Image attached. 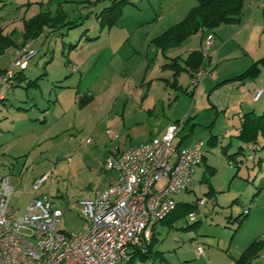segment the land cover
Listing matches in <instances>:
<instances>
[{
    "label": "rangeland",
    "instance_id": "374dc122",
    "mask_svg": "<svg viewBox=\"0 0 264 264\" xmlns=\"http://www.w3.org/2000/svg\"><path fill=\"white\" fill-rule=\"evenodd\" d=\"M3 3L6 5L0 12V27L2 21L13 20L12 26L8 29H14L13 39L19 45L22 42L20 33L22 23L18 19L21 15L18 10L23 6L22 2L21 0L0 1V7ZM108 3L109 0H102L96 6L82 7L79 5L78 8L74 5L67 6L65 10L69 19H76L78 15L81 17L87 15L88 17L82 20L81 26L70 30L64 37V41H70L71 44H74L79 35L86 29L88 35L96 36L99 24L94 13ZM245 6L246 9L247 4ZM255 10H257V16L251 26L253 34L250 44L246 48L248 55L254 58L253 61L264 58V3H261V6ZM37 11L38 7H32L28 10L26 17L34 15ZM104 32L105 29L102 33ZM192 38H196V41L199 39L196 36H192ZM60 40L59 37H56L48 38L42 45L35 43V48L38 51L36 53L32 50L36 56L33 55L34 58L31 57L28 60V69L24 71L29 73L30 70L36 68L38 65L36 61L39 59L44 58V61L51 59L52 64L46 71L58 79L56 82L51 84L47 80L40 81V86L31 90L15 85L10 92L0 85V94L5 96V99L0 101V152L6 153V155L0 154V160L5 157L15 161L14 172L10 178V186L13 188L11 206L18 209L19 215L24 213L27 203L33 196L49 191L54 198V206L63 211L60 222L61 228L70 232H78L81 230L82 224V220L79 218L80 201L92 198L96 191H103L116 174L104 166L108 152L116 146L128 148L131 145H139L146 142L148 136L145 134L138 135L131 141L127 140L124 143L121 137L110 139L106 136L105 130L107 128L114 130L112 124L117 119V115L108 114V110L111 109L115 101H110L107 106L105 104L106 95L109 93L108 88L115 84L118 78V76H114L117 70L110 66L98 73L100 69L92 66L93 53L97 47H84L82 40L70 56L75 54L74 56L78 59L88 57L87 60L90 63L88 65L93 68L88 73L86 72V77L77 87V81L81 76L78 72L72 74L68 72L67 66L64 64L65 58L58 49ZM197 44L195 43V45ZM14 50L15 47H10L0 53V69L16 71L13 62L17 59V52L15 54ZM153 50L148 55L152 58V63L147 76L151 78L164 77L171 80V72H165L159 67L161 63H164V58H156ZM28 51L26 50L25 54ZM237 57H244V55ZM40 72L41 70L37 73ZM258 76L264 80V63L260 66ZM208 77L210 74L199 82L193 97L168 89L170 111L165 113L163 108L159 111V119H163L171 113L174 115L182 114L178 119L184 116L189 118L188 115L191 117L183 130V133L187 134L190 131V126L193 125V131L189 134V139L185 142L186 145L189 140L196 137L205 142L209 136L208 128L210 126H212L211 133L219 135L225 129H231L237 122V118L233 119V111L240 104V95L243 94L242 86L229 93L227 97L228 110L224 114L223 110L212 106V101L208 97L210 93L208 85L203 83ZM127 79H129L128 76ZM134 79L131 78L132 81ZM211 82L214 83L212 80ZM161 84L157 81L156 88H159ZM178 84L183 87H192L191 80L188 79L186 73L180 74ZM76 91L78 92L76 93ZM83 94L94 96L96 101L89 108L78 111L76 99L78 100ZM175 95L179 96L178 101H172ZM36 103L38 108H35ZM100 104L102 105L99 106ZM17 106L30 110L23 116L26 120L33 119L35 112L40 113L42 109L48 107V123L44 126H23L21 135L14 138L7 129L11 115L15 111L17 112ZM154 118V116H150L148 120L152 123ZM37 137L42 139L38 140ZM231 139L234 138L231 137ZM228 141L229 138L223 140L222 144ZM254 145L257 148V145ZM205 149L207 150L206 165L209 166L208 164H210V166L215 167L216 174L210 176L209 170L205 172L206 166L201 162L195 168V174L189 188L191 191L176 196L177 200L189 203L195 202L199 198L207 200L204 205H199L196 213L197 228L188 227L191 222L186 217L175 222L171 228L157 225L155 238L158 242L151 247V257L147 260L135 259L131 264H231L229 255L234 256L236 247L245 245L243 229H240L231 241L233 230L237 227L238 222L229 221L228 217L230 214L234 217L246 207L244 204H248L250 196L246 197L252 191L249 184L252 183L253 176L256 175V185L261 178H264V160L259 165L256 163L257 157L264 158V148L251 152L250 148L245 147L242 153L236 156L237 160L233 162V165H229L221 154L219 142L213 146L205 145ZM23 163H25L24 167H22ZM234 166H239L238 176L240 178L236 177L231 180L235 171ZM21 168V175H18ZM50 171L51 176L45 184L38 191H32L33 182L37 181L41 174ZM209 183L213 187L215 186V189H219L216 197L205 195ZM228 188L229 190H227ZM235 197H238L237 202L233 201ZM257 201L260 203L259 210L264 211V193L258 196ZM229 243L230 249L227 250ZM197 247L202 248L204 256H197Z\"/></svg>",
    "mask_w": 264,
    "mask_h": 264
},
{
    "label": "crops",
    "instance_id": "0c3cea01",
    "mask_svg": "<svg viewBox=\"0 0 264 264\" xmlns=\"http://www.w3.org/2000/svg\"><path fill=\"white\" fill-rule=\"evenodd\" d=\"M100 1L102 0H21V4L23 6L18 10V12L21 13L18 19L21 20L22 23V29L20 31L22 37L21 44L17 45L13 39L14 29H8L10 26H12L14 22L13 20L7 19L2 21L0 30H2L3 33L12 34V40L15 44V54L22 47L26 48V50H33L37 53L38 50L35 48V43H39L40 45H42L48 40V38L59 37L61 40L59 41L58 49L61 51L62 56H64L65 58L64 64L67 66L68 72L70 74L74 73L70 72V67L76 66L77 72L81 76V78H79L77 81V87L80 86L82 79L86 77V74L94 66H96L97 69H100L98 73L102 72L103 70H106L110 66H112L114 70H117L114 76H118V78L116 79L115 84L110 85L111 87L108 88L109 93L106 95L105 104L107 106L110 101H115L111 109L108 110V114H114L115 116L117 115V119H115L112 124V126L115 128L114 130L116 131H112H114L115 133L118 132L117 134L119 135V138L121 137L123 143L127 140L131 141V139L143 134L148 136L147 141L144 142L147 143L152 138L160 136L171 122L178 120V118L182 114L174 115V113H171V115L165 116L163 119H159V111L161 108H163V111L165 113H168V111H170L171 105L169 103L170 94L168 92V89H173L174 91L182 92L190 97L194 96L198 85L193 90L192 87L190 88L189 86L183 87L182 85L178 84V78L180 74L186 73L188 79L191 80V75L189 71L196 65L195 58L191 56V53L199 52L202 57V61L199 64V69H206L209 66L213 65L211 72L209 73L210 77L206 78L203 81V83H206L208 85V89L210 92L208 94V97L212 101V106H216L218 107V109L223 110L225 114V112H227L228 110L227 97L229 93L233 89L242 86L243 94L240 95L241 101L238 108L233 111V119L235 120V118H237V122L231 127V129H225L223 132H221V134L213 135L211 133L212 126H210L208 128L209 136L205 140V142L199 139V137H196L192 140H189L186 145L185 142L189 139V134L193 131L192 125L190 126L191 128L189 133H183V130L185 129L189 118H191L188 115L189 118H187V121L180 133L181 144L183 146H188L194 143L195 141H199L201 143V162H203L206 166L205 172L209 170L210 176H214L216 174V168L210 166V164H208L209 166L206 165L207 150L205 149V145L213 146L214 144L219 142L221 145V154L225 157V160L229 165H233V162L237 160L236 156L241 154L245 147L250 148L252 145L246 144L237 138L240 131L243 115L253 113L257 116L260 115L264 109V80L262 78L257 76L255 78H246L248 80L244 79L242 81H229L243 74L255 61H257H253L254 58L248 55V51L246 48L250 44V39L252 38L253 34L251 26L255 21V17L257 16V10L255 9L261 6V3H264V0L245 1L240 24H223L215 28L213 31L204 30L203 32H199L197 34L192 35L193 37H199V39H197L198 41L195 40L196 38L194 39L192 38V36H190L184 41H182L179 45L168 48L163 52L153 47V45L151 44L152 40L162 35L170 27L182 21L192 8L201 4H205L211 0H127L128 3L124 4L121 7L120 17L114 25L110 27H100L99 25L98 34L96 36H90L86 32L87 29L84 30L74 43L77 44L76 48L69 49V46L72 44L70 41L65 42L64 37L67 36L70 30L81 26L82 20H85L88 16L85 15L84 17H81V15H78L76 19L71 20L68 18L65 8L67 6L73 5L76 8H78L79 5L82 7L96 6L97 3ZM110 1L111 0H109V3ZM245 4H247L246 9ZM5 5V3L2 4V6L0 7V12L5 8ZM105 6L107 5H104L103 7ZM32 7H38L37 13L26 17L28 10H30ZM58 11L63 14L65 18L64 22L76 20L79 26L72 29H67L63 27L55 30L44 26L37 37L24 42L22 36L24 31V21L29 20L41 13L48 14L49 17L53 18L56 16ZM99 11L94 13L96 19V15L97 13H99ZM97 21L99 24L98 19ZM104 29L105 32L102 33ZM208 35L213 36V42L209 51L204 54L202 50L205 47L206 38ZM82 40L84 42V47H97L96 51L93 53V65L91 64L93 67H90V65H88L90 64L87 60L88 57L86 59H78L74 56L75 54L70 56V54L77 49L79 43ZM195 43L198 44L195 45ZM152 49H154L153 51L156 58H164V63H161L159 67L165 72H171V80H169V78L164 77L156 76V78H151L147 76V74L151 70L150 65L152 63V58L148 57V55L150 51L152 53ZM242 54L244 55V57H237ZM34 56L32 58H34ZM173 59H176V61H173ZM36 62V64L38 65L36 66V68L30 70L29 73L24 72L26 71V69H28V65L24 70H22V73H18L19 77L13 80V84L11 87H8V85L2 83H0V85L4 86L6 90L10 92L12 87L15 85L22 86L26 90H31L38 88L40 86V81L47 80L52 84L58 80L56 77H53L48 71H46L52 64L51 59L44 61L43 58L37 60ZM170 62H172L174 65H178L183 68L181 71H179L178 75H174L175 67L171 68L170 66H168ZM39 70H41V72L38 74L37 72H39ZM18 71L19 70H16V72ZM4 72L5 68L0 69V73ZM127 76L129 77V79H127ZM132 77L135 78L134 81L131 80ZM35 79H37L36 85H28L30 81H33ZM211 80L214 82L213 84ZM157 81L163 84H161L159 88H156ZM258 88L261 89L260 96L258 97V99H254V94ZM77 92L78 91H76V93ZM4 99L5 96L3 94H0V101ZM178 100V95H175L172 99V101ZM95 101L96 100L94 96L83 94L81 97H79L78 100L76 99L77 110L83 111L86 108H89ZM101 105L102 104H100L99 106ZM36 107L38 108L37 103L35 104V108ZM95 107L98 108L96 105ZM47 108L48 107L42 109L40 113L35 112L33 115L35 117L33 119L26 120L23 116L26 112H30V110L22 106H17V112L15 111L11 115V119L9 120L10 124L7 129L9 134L16 138L17 136H20L23 132V126L46 125L48 123ZM150 116L155 117L152 123L148 120V117ZM106 130H108V128ZM231 137H233L234 139H231ZM37 138L38 140L42 139L41 137ZM227 138H229V141L225 144H222V141ZM144 143H140L139 145ZM139 145H131L128 148L138 147ZM257 148L258 150L261 149L259 145H257ZM111 151L112 150L108 152L107 157L109 156ZM0 154L6 155L4 151H1ZM262 160H264L263 157H257L256 163L259 165ZM15 165V161L11 158L6 159L4 157L2 160H0V178L2 176H7L9 184L11 174L13 175L14 172ZM24 165L25 163L22 164V167H24ZM234 168L235 171L231 180L235 179L236 177H239V166H234ZM21 172L22 168L18 171V175H21ZM115 177L116 174L113 180H111L105 187V189L111 183L114 182ZM255 179L256 175L253 176V181L251 184H249V187L252 189V191L250 192L251 195L249 194L246 197L248 198L250 196L248 204H244V207H246L243 208L240 212H238L234 217H232L231 214L228 217L229 221H235L234 219L238 215H240L245 209L248 211L247 215L243 218V221L238 224L237 227L233 230L231 236L232 241L236 233L240 229H243V242L245 244L241 247H236V252H234V256L231 257V255H229L231 258V264L236 263V260L241 255V253L253 241H264V211L259 210L260 203L257 201L258 196L264 193V178H261V180H259L258 185L255 184ZM245 180L247 181L248 179ZM214 187L211 183H209L208 190L212 191L209 197H216L219 193V189H215ZM189 188L183 193H188L189 191H191ZM229 188L227 190H229ZM176 196V202H185L177 200ZM233 201L237 202L238 197H235ZM185 217L187 218V215L175 220L170 225H167L165 223H158L157 225L160 224L162 226H167L168 228H171L173 227L175 222ZM157 225H155L152 230L154 237L156 234L155 228ZM228 245L229 246L227 247V250L230 249V243ZM263 250L264 248H261L257 252L256 257L253 258L248 264H264V258L260 257V254ZM197 256L201 257L204 256V254H197ZM131 263H133V261Z\"/></svg>",
    "mask_w": 264,
    "mask_h": 264
},
{
    "label": "built area",
    "instance_id": "2783aa9c",
    "mask_svg": "<svg viewBox=\"0 0 264 264\" xmlns=\"http://www.w3.org/2000/svg\"><path fill=\"white\" fill-rule=\"evenodd\" d=\"M213 42L208 35L206 54ZM25 48L17 51L13 62L16 70H24L34 52ZM213 65L199 69L191 77L197 86L211 72ZM70 72H77L76 66ZM14 70L0 75V83L13 84ZM258 88L254 99H258ZM187 121L184 116L171 122L158 137L138 147L116 146L105 159V168L116 173L113 183L95 196L80 201L81 230H63L62 209L54 206L49 191L41 192L27 203L19 215L10 205L12 187L7 176L0 178V264H126L136 246L149 241L151 230L176 206L175 196L185 192L192 181L195 168L202 161L199 141L181 144L180 133ZM106 136L118 139L114 131ZM254 144L250 150H256ZM51 176L45 172L32 184L38 191ZM206 202L199 200V205ZM248 213L247 210L244 211ZM197 212L187 215L196 219ZM197 254L203 250L197 247ZM264 258V250L260 254Z\"/></svg>",
    "mask_w": 264,
    "mask_h": 264
},
{
    "label": "trees",
    "instance_id": "16d2710c",
    "mask_svg": "<svg viewBox=\"0 0 264 264\" xmlns=\"http://www.w3.org/2000/svg\"><path fill=\"white\" fill-rule=\"evenodd\" d=\"M245 1L247 0H211L205 4L198 5L192 8L182 21L170 27L162 35L153 39L151 44L154 48L159 49L163 52L168 48L179 45L188 37L199 32H203L204 30L213 31L215 28L223 24L237 25L240 23ZM126 3H128L127 0H111L107 6L103 7L96 15L97 19L99 20L100 27H110L114 25L120 17L121 7ZM64 21L65 18L59 11L53 18L49 17L48 14L41 13L29 20L24 21V31L22 34L23 40L24 42H26L27 40L34 39L39 35L44 26L54 30L63 27L72 29L79 26L76 20L67 22ZM76 45L77 44L70 45L69 49L76 48ZM10 47H15V44L12 40V34L3 33L2 30H0V53ZM191 56L194 57L196 61V65L189 71L192 77L194 73L199 70V64L202 61V57L199 52H192ZM173 61H176V59H173ZM263 63L264 58H260L259 60L255 61L243 74L229 81H242L246 78L257 77L260 72V66ZM168 66H170L171 68L175 67V76L178 75L179 71L183 69L178 65H174L172 62H170ZM18 73H22V70L14 72L13 80L19 77ZM36 81L37 79L30 81L28 85H36ZM195 87L196 86H192V90ZM237 138L246 144H256L259 145L260 148H264V109L263 112L257 116L253 113L243 115L240 131ZM256 151H258V148ZM211 193L212 191L208 190L206 196H209ZM200 199L201 198L191 203L177 202L175 209L166 217L158 221L155 225H157L158 223H165L167 225H170L175 220L186 216L191 212H197ZM244 211L234 219L238 222V224H240L243 221V218L247 215ZM196 226L197 219L191 222L188 227L195 228ZM152 230L149 241L142 245L136 246L133 252L130 254V257L126 264L131 263L135 259L147 260L151 257V247L156 242H158L154 237ZM261 248H264V241H253L241 253L235 264H248L253 258L256 257L257 252Z\"/></svg>",
    "mask_w": 264,
    "mask_h": 264
}]
</instances>
